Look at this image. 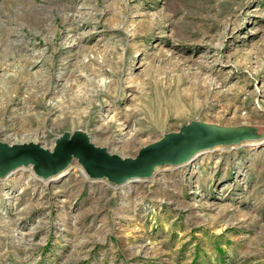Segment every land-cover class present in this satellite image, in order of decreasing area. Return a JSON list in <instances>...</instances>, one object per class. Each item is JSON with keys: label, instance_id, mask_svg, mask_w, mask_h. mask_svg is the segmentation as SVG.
<instances>
[{"label": "rangeland", "instance_id": "374dc122", "mask_svg": "<svg viewBox=\"0 0 264 264\" xmlns=\"http://www.w3.org/2000/svg\"><path fill=\"white\" fill-rule=\"evenodd\" d=\"M238 126L264 131V0H0V141L136 158ZM258 137L123 182L0 168V264H264Z\"/></svg>", "mask_w": 264, "mask_h": 264}, {"label": "water", "instance_id": "95a60500", "mask_svg": "<svg viewBox=\"0 0 264 264\" xmlns=\"http://www.w3.org/2000/svg\"><path fill=\"white\" fill-rule=\"evenodd\" d=\"M241 138L248 135L264 136V131L240 127ZM235 130H208L194 137H179L169 139L162 147H158L151 154L141 153L132 158L129 156L114 155L108 149L95 145L88 136L65 135L56 141L55 149L43 147L39 142H21L8 144L0 141V168L9 172L22 165H32L36 173L44 178L58 175L77 158L92 177L109 176L118 182H123L137 176H151L152 171L161 164V157L169 150L183 147L172 163H180L199 151H204L213 144L222 142L224 137ZM245 133V134H244ZM233 142V141H230ZM228 142V143H230ZM184 145V146H182ZM186 145V150H185ZM187 147H193L187 149ZM170 162L169 160L164 163ZM114 175V176H113ZM116 176V177H115Z\"/></svg>", "mask_w": 264, "mask_h": 264}, {"label": "bare ground", "instance_id": "6f19581e", "mask_svg": "<svg viewBox=\"0 0 264 264\" xmlns=\"http://www.w3.org/2000/svg\"><path fill=\"white\" fill-rule=\"evenodd\" d=\"M241 126H238V127H233V128H231L232 130H235V132H239V129L238 128H240ZM245 127V126H244ZM241 133H243L242 131H241ZM240 132L237 134V133H231V134H229V136H227V137H224L223 138V140H221L222 142H219V143H217L216 144V146L217 145H222V144H224V143H226V142H230V141H233L232 143H236V142H238V141H241V140H243V138H241V134ZM245 134V133H244ZM257 137H256V135L255 134H253V135H251V136H249V133H248V135L247 136H245V138L244 139H246V140H249V141H253V139H256ZM214 146H215V144H213ZM55 147V146H54ZM209 147H212L211 145L209 146ZM208 147V148H209ZM55 149V148H54ZM112 154H114V153H112ZM115 155V154H114ZM77 167V166H76ZM155 170H157V168L155 169ZM35 174H37L36 173V171L34 170L33 171ZM81 172L84 174V175H86V176H90L88 173H87V170H86V168L83 166V167H81ZM64 173V172H63ZM60 175H62V174H60ZM59 176V175H58ZM44 178V177H43ZM46 179H48V178H46ZM133 180V179H132Z\"/></svg>", "mask_w": 264, "mask_h": 264}]
</instances>
